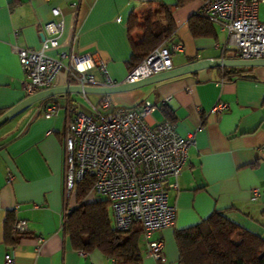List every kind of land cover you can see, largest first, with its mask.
<instances>
[{"label":"crops","instance_id":"0c3cea01","mask_svg":"<svg viewBox=\"0 0 264 264\" xmlns=\"http://www.w3.org/2000/svg\"><path fill=\"white\" fill-rule=\"evenodd\" d=\"M143 1L0 0V109L25 97L23 69L9 45L39 48L49 37L44 23L58 16L54 7L63 18V30L47 53L58 56L63 65L53 86L78 84L71 54L84 52L106 62V73L97 65L87 70L99 83L124 81L131 71L126 21L131 10L144 7ZM201 1L173 10L176 29L163 44L181 43L182 49L172 51V66L203 58H237L233 42L217 23L213 22L215 37L190 33L187 18ZM258 17L264 20V13ZM103 95L68 91L47 96L0 123V264L7 252L14 256V264H113L98 249L72 248L62 228L68 116L75 109L91 111ZM109 96L113 106L150 102L154 106L147 116L150 124L166 118V108L179 134L193 132L195 138L177 177L165 181L177 183L167 186L169 203L176 210L174 223L149 237L163 240L165 257L156 261L145 253L142 239V264H179L174 230L195 224L216 209L264 237V65L212 66ZM218 101H225L227 108L213 110ZM50 105L54 111L46 116ZM253 188L258 189L256 198ZM10 210L16 219L26 221L30 235L14 246L3 240V221Z\"/></svg>","mask_w":264,"mask_h":264},{"label":"built area","instance_id":"2783aa9c","mask_svg":"<svg viewBox=\"0 0 264 264\" xmlns=\"http://www.w3.org/2000/svg\"><path fill=\"white\" fill-rule=\"evenodd\" d=\"M264 0H202L194 10L217 23L233 42L237 58H264V20H260L259 3ZM58 16L44 23L49 37L39 48L9 45L17 54L23 69L24 95L39 89L52 87L63 63L47 49L58 44L63 30V18ZM182 49L181 43L167 47L162 43L154 49L126 76L136 80L172 67L173 50ZM73 71L80 85H102L88 68L97 65L106 73V62L94 53H72ZM110 80V79H108ZM107 84H114L108 81ZM99 110L96 105L90 112L75 109L68 116L64 130L65 196L76 182L86 174L92 176V193L106 196L112 208L117 228L127 229L133 221L143 226L142 239L146 241L144 252L156 261L164 259V243L161 238L150 239L154 230L174 223L176 210L169 203L167 186L177 187L176 181L165 183L168 177H177L186 162L187 151L194 144L193 132L183 136L175 122L164 118L150 124L147 116L154 106L144 101L132 106H113L109 94H104ZM225 101H218L213 110L226 109ZM45 115L54 111V105L46 107ZM258 189L253 188L252 198ZM70 208L66 209L69 211ZM14 230H27L24 219H16ZM42 237L39 238L41 240ZM3 264H14V256L7 252Z\"/></svg>","mask_w":264,"mask_h":264},{"label":"trees","instance_id":"16d2710c","mask_svg":"<svg viewBox=\"0 0 264 264\" xmlns=\"http://www.w3.org/2000/svg\"><path fill=\"white\" fill-rule=\"evenodd\" d=\"M190 1L175 0L173 4H167L161 0H145L144 7L131 10L126 21L131 44V55L127 60L130 70L175 31L173 10ZM187 25L194 37L216 36L213 21L202 13H191ZM138 32L140 37L135 36ZM225 70L224 67V76L227 75ZM164 110L166 118L173 120L169 110ZM3 111L0 109V114ZM92 184V176L86 174L67 196L64 194L62 228L72 248L98 249L112 259L113 264H142V223L133 221L127 229L117 228L109 199L92 193ZM68 208L70 210L66 211ZM15 221V212L8 211L3 221V240L8 246L30 237L26 230H14ZM174 238L179 264H264V237L217 209L195 224L176 228Z\"/></svg>","mask_w":264,"mask_h":264},{"label":"water","instance_id":"95a60500","mask_svg":"<svg viewBox=\"0 0 264 264\" xmlns=\"http://www.w3.org/2000/svg\"><path fill=\"white\" fill-rule=\"evenodd\" d=\"M218 65H264V58H203L194 60L182 65L172 66L169 69L153 73L148 76H144L136 80H124L114 84H102V85H80V84H65L47 87L39 89L36 92L25 96L20 101L14 105L8 107L4 112L0 114V123L6 120L8 117L16 113L18 110L23 108L29 103L37 101L47 96L61 94L68 91H78V92H97L103 94H109L119 91H126L136 88L141 85H145L151 82H156L159 80L167 79L177 75L189 73L199 69H204L207 67L218 66Z\"/></svg>","mask_w":264,"mask_h":264},{"label":"rangeland","instance_id":"374dc122","mask_svg":"<svg viewBox=\"0 0 264 264\" xmlns=\"http://www.w3.org/2000/svg\"><path fill=\"white\" fill-rule=\"evenodd\" d=\"M263 13H264V2L261 1L259 3V16L262 17L263 16ZM98 109L100 110H104L105 108H103L100 103L98 104Z\"/></svg>","mask_w":264,"mask_h":264}]
</instances>
